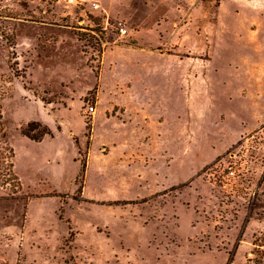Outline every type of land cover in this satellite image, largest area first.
<instances>
[{"label": "rangeland", "instance_id": "obj_1", "mask_svg": "<svg viewBox=\"0 0 264 264\" xmlns=\"http://www.w3.org/2000/svg\"><path fill=\"white\" fill-rule=\"evenodd\" d=\"M0 112L20 183L0 165V264H245L264 244V0H0ZM258 132L247 180L207 179Z\"/></svg>", "mask_w": 264, "mask_h": 264}, {"label": "built area", "instance_id": "obj_2", "mask_svg": "<svg viewBox=\"0 0 264 264\" xmlns=\"http://www.w3.org/2000/svg\"><path fill=\"white\" fill-rule=\"evenodd\" d=\"M72 2L73 0H69ZM92 6L97 8V4L93 3ZM119 34L123 35L126 33V29L124 27H119ZM90 113L94 111V106L90 105L88 107ZM261 132V131H260ZM259 134H247L243 137V141L240 145H238L235 149L231 150L225 158H221L214 165L208 167L204 175L207 177L209 181L217 183V181H221L222 185H227L229 182H235L236 179L241 180L244 178L248 179L249 167L252 163L259 161L260 157H258L259 153L263 151L262 138ZM243 156V161L241 159ZM239 161V166L237 167V163ZM258 162V163H259ZM220 178V180H219Z\"/></svg>", "mask_w": 264, "mask_h": 264}, {"label": "trees", "instance_id": "obj_3", "mask_svg": "<svg viewBox=\"0 0 264 264\" xmlns=\"http://www.w3.org/2000/svg\"><path fill=\"white\" fill-rule=\"evenodd\" d=\"M2 115L0 112V165L3 168L2 173V184H9L13 183L14 185H17L19 187V179L13 172V150L11 147L2 145L3 142V126H2ZM35 124V130H37L36 133H31L32 129H30V125ZM22 133L26 135L27 137H30L31 139L35 141H41L45 135H51L52 132L49 127L46 125H42L40 122H30L28 125L22 129ZM86 163L83 162L81 164V171L83 172L85 170ZM264 241V238L261 239ZM264 244H257V247L252 252V257L247 258V261L245 264H264V248H261Z\"/></svg>", "mask_w": 264, "mask_h": 264}, {"label": "crops", "instance_id": "obj_4", "mask_svg": "<svg viewBox=\"0 0 264 264\" xmlns=\"http://www.w3.org/2000/svg\"><path fill=\"white\" fill-rule=\"evenodd\" d=\"M42 140H43V139H42ZM42 140H41V141H42ZM37 142H39V141H37Z\"/></svg>", "mask_w": 264, "mask_h": 264}]
</instances>
